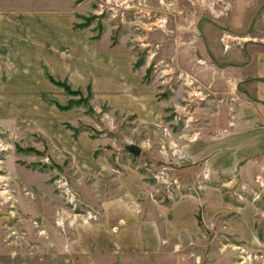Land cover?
<instances>
[{
	"label": "rangeland",
	"instance_id": "1",
	"mask_svg": "<svg viewBox=\"0 0 264 264\" xmlns=\"http://www.w3.org/2000/svg\"><path fill=\"white\" fill-rule=\"evenodd\" d=\"M69 2L23 5L49 15ZM73 7L72 33L57 44L60 66L51 69L67 81L54 84L40 68L58 88L46 102L65 120L72 146L63 136L53 147L31 128L0 121V264H113L86 254L83 227L100 224L104 201L126 196L119 179L131 175L143 182L140 207L149 218L155 210L146 202L171 204L215 187L233 208L254 210L256 239L230 234V214L226 225L208 214L197 235L171 236L159 257L123 255L114 264H264V172L246 182L216 175L200 148L201 138L228 132L237 82L255 66L264 73V0H75ZM5 58L0 52L2 79L15 69L2 65Z\"/></svg>",
	"mask_w": 264,
	"mask_h": 264
},
{
	"label": "crops",
	"instance_id": "2",
	"mask_svg": "<svg viewBox=\"0 0 264 264\" xmlns=\"http://www.w3.org/2000/svg\"><path fill=\"white\" fill-rule=\"evenodd\" d=\"M0 1V52L6 56L2 65L15 68L7 72L5 78H0V121L9 120L16 128H31L57 148L60 147L59 140L65 136L67 147H71L72 137L60 127L65 120L62 121V117L46 102V93L53 96L59 92L58 88L50 80L52 84L43 80L40 68L46 67L54 75L47 73L48 78L66 80L58 70L51 69L60 66L61 49L56 47L57 44L62 43L64 33H72L77 16L73 7L75 0H70L66 7L56 8L49 15L23 5L29 2L39 4L45 0ZM15 1L19 5L16 9L14 5L10 7V3ZM77 65L71 62L67 67ZM260 71L255 66L253 76L237 82L228 132L200 140L203 156L214 160L216 175L233 173L246 182L249 176L264 172V73ZM139 176L119 179L120 186L127 191L126 196L114 202L104 201L100 208V224L90 222L84 225V251L87 253L82 254L98 260L112 258L116 262L123 255L159 257L165 253L164 244L170 241L171 236L197 235L199 223H206L208 214L216 218L223 216L222 224H225L224 216L230 214L225 224L230 234L244 242L256 239L254 210L233 208L215 187L183 194L171 204L146 202L155 210L149 218L145 212L141 213L140 204L146 190Z\"/></svg>",
	"mask_w": 264,
	"mask_h": 264
},
{
	"label": "trees",
	"instance_id": "3",
	"mask_svg": "<svg viewBox=\"0 0 264 264\" xmlns=\"http://www.w3.org/2000/svg\"><path fill=\"white\" fill-rule=\"evenodd\" d=\"M53 79V78H52ZM51 81H53V83L54 84H57V83H59V84H61L62 83V81H60V80H51ZM65 82H63V84H64ZM68 107H65V108H62V106H61V109H66L67 108V110H68V108L70 109V107H72L73 105H74V102L72 101V100H70L69 102H68ZM68 128H71V127H68ZM227 202H230V201H228L227 200Z\"/></svg>",
	"mask_w": 264,
	"mask_h": 264
},
{
	"label": "water",
	"instance_id": "4",
	"mask_svg": "<svg viewBox=\"0 0 264 264\" xmlns=\"http://www.w3.org/2000/svg\"><path fill=\"white\" fill-rule=\"evenodd\" d=\"M130 150L132 152H134L136 155H138L140 153V150L137 147H135V146L130 147Z\"/></svg>",
	"mask_w": 264,
	"mask_h": 264
},
{
	"label": "bare ground",
	"instance_id": "5",
	"mask_svg": "<svg viewBox=\"0 0 264 264\" xmlns=\"http://www.w3.org/2000/svg\"><path fill=\"white\" fill-rule=\"evenodd\" d=\"M61 224V223H60Z\"/></svg>",
	"mask_w": 264,
	"mask_h": 264
}]
</instances>
